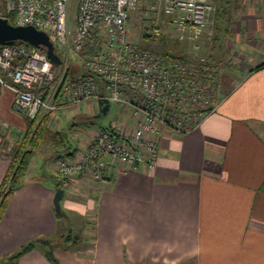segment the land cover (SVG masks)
<instances>
[{"label": "crops", "instance_id": "0c3cea01", "mask_svg": "<svg viewBox=\"0 0 264 264\" xmlns=\"http://www.w3.org/2000/svg\"><path fill=\"white\" fill-rule=\"evenodd\" d=\"M213 3L199 48L213 69L217 109L191 131L163 127L153 169L143 162L114 164L100 182L74 188L64 180L58 214V150L78 154L101 128H134L130 110L121 107L122 117L95 129L98 101L69 108L61 117L71 120L78 144L52 143L48 156L35 155L0 218V264H53L41 244L10 259L40 237L50 241L60 264H264V66L256 69L264 63V0ZM13 97L10 89L0 90V120H11L5 140L15 134L20 143L26 129L13 127ZM57 114L51 122L59 125L50 127L60 131ZM11 157L0 150V183ZM72 216L81 223L80 238L61 232Z\"/></svg>", "mask_w": 264, "mask_h": 264}, {"label": "built area", "instance_id": "2783aa9c", "mask_svg": "<svg viewBox=\"0 0 264 264\" xmlns=\"http://www.w3.org/2000/svg\"><path fill=\"white\" fill-rule=\"evenodd\" d=\"M71 1L0 0L1 18L9 21L14 14L15 25L46 32L61 59L55 64L43 49L26 42L2 45L0 89H10L13 109L36 122L47 113L54 116L100 98L130 110L131 132L116 126L101 128L80 153L57 157L56 172L76 188L104 180L114 164L143 162L155 168L162 128L191 131L217 109L219 98L210 90V98L193 116L179 117L185 100L201 97L200 81L214 79L206 57L195 56L193 63L187 56L192 48H199L213 0H150L156 11L150 35L159 36L168 26L164 35L180 44L186 59L173 50V56L150 50L131 36L128 27L142 0H76L74 8ZM73 60L79 64L74 72L69 70ZM0 129H6L1 120Z\"/></svg>", "mask_w": 264, "mask_h": 264}, {"label": "rangeland", "instance_id": "374dc122", "mask_svg": "<svg viewBox=\"0 0 264 264\" xmlns=\"http://www.w3.org/2000/svg\"><path fill=\"white\" fill-rule=\"evenodd\" d=\"M219 2H221V0H219ZM75 5H76V0H72L71 1V7L74 8ZM152 5H154L152 1L142 0V2L140 4V11L138 14H135L132 17L128 28H129L131 36L134 37L135 39H137L139 41L140 45H142V46H144L150 50H153L155 52L164 53L161 51L162 50L161 49V47H162V40L161 39L166 38V40L168 42L167 44L169 45L168 48H173L175 42L172 43L173 42L172 40L168 41L167 37L164 35V34H166V31H168V29H167L168 26H163V33L160 34L159 36L150 35V29H151V27L154 26L152 16H153V14L156 13V11H154V9L151 7ZM227 16H228V14H227ZM161 19H162V17H161ZM10 21L13 23H16V17L14 14L10 16ZM163 21L165 23V21H167V20L164 19ZM210 25L208 28L211 27ZM208 28H207V31H208ZM145 35H147L149 37H147V39H145L144 38ZM161 37H163V38H161ZM206 38H209L208 33H206L205 41L207 40ZM148 39H151V40H148ZM146 41H151V43L148 44V43H146ZM196 54H197L196 56H198V57H206L205 53L202 51V48L197 49ZM189 59L193 63L197 62V60L195 59L194 53L191 54V56H189ZM69 63H70L69 64L70 69L73 72L76 70V68H77V70L79 69V67H78L79 64L76 61H74V60L69 61ZM214 83H215V80H213V81L201 80L199 83L200 88L202 90V94L200 93L201 97L198 98L196 101H194L191 97H189V99L191 101L185 100L184 104L181 106V109L179 110V112H180L179 117L182 118V115H184L186 117L187 114H190V116H193L192 114L197 110L196 108H198L204 102V100L210 98L208 95V92L211 90V92L213 94V87H214L213 84ZM13 100H14V97H13ZM116 105L117 104H115V103H111L110 104V110L105 115H101V116L99 115L98 116V112L94 113L93 114L94 122H93L92 127H94V129L98 128L100 126L105 127V126H108L114 119L116 120L120 116L122 117V115L118 114L119 105H117V106ZM8 110L13 115L15 121L17 122V126L15 124V125H13V127L16 129V128H19L18 125H20V126L23 125L24 129H26L27 124H28L26 118L23 117L18 112H16L14 109L10 108ZM67 111L69 112V109L65 108V109L60 110L57 114V115H59L58 121H61L60 122V125H61L60 128H62V130H60L61 138L63 140L64 145L65 144L71 145L72 148H75L78 144L77 138H79V136L77 137V136H74L72 133H70V129H68V128L71 126V120H66L65 117H61ZM71 113L75 114L74 111ZM122 114L124 115V118H125V116H126L125 113H122ZM52 117L54 118V116H52ZM74 118H75V116H74ZM1 121L4 122V124L6 125V129H0V150L1 151L2 150L3 151L9 150V152H12V154H13V151H15L20 144L19 142H17L18 137L15 134L14 135L11 134V136H9L8 140H5L6 136H8V132L10 131L11 120L3 119ZM54 122L55 121H53V124H52V122L50 123L52 125V128H56V126L59 125V122H57V125ZM52 130H54V129H52ZM55 130H57V129H55ZM52 140L53 139H50L51 143L48 141L45 145L41 146V148L39 149V151L37 153V158L41 155V153H42V155L46 154V156H48L49 150L54 149L52 146V143H55V142ZM74 216H76V215H74ZM74 216H72L68 221H66L65 223H63L61 225V232L64 233V235H70L73 239H75V237L80 238V234H81L80 231L82 229V226H80L81 223L75 221ZM78 244H79V246L81 245L80 242Z\"/></svg>", "mask_w": 264, "mask_h": 264}, {"label": "trees", "instance_id": "16d2710c", "mask_svg": "<svg viewBox=\"0 0 264 264\" xmlns=\"http://www.w3.org/2000/svg\"><path fill=\"white\" fill-rule=\"evenodd\" d=\"M9 22L15 25V23L10 21V18H9ZM147 37L149 36L145 35L144 38L147 39ZM161 40L165 44L163 50L164 54L166 55L171 54V56H173L174 54L168 51L169 45L167 44L168 42L166 38ZM178 45H179L178 43L174 44L173 46V49H175L174 53L177 54L180 58L186 59V55L183 52H181L182 50L181 49L178 50L179 47ZM36 48L41 50V48L39 47ZM55 51L56 53H59L58 47L56 45H55ZM206 63L210 66V61L208 59H206ZM263 66L264 63L257 66L256 69L261 68ZM202 80L206 81L205 79ZM52 116L53 115L51 113H47L41 118L39 122H36L35 120H29L26 118L28 124L24 132L23 139L20 142L17 149L13 151L9 169L5 177L3 178L2 182L0 183V218L5 210L9 196L23 183L25 176L29 172L32 161L35 155H37L39 149L41 148L42 143L45 140L53 139L52 141L55 142L56 146H60L63 144L60 131H54L50 127V123L53 119ZM65 152H66V148L58 150L55 157L62 156ZM67 154L70 155L72 153L68 152ZM58 179H59L58 187L63 188L65 178L63 179L62 176H58ZM37 244L45 245L44 252L53 264H60L59 260L53 254L50 241L44 237L36 238L29 241L24 246H22L17 252L13 253L10 259L12 261L17 260L20 257V255L33 249Z\"/></svg>", "mask_w": 264, "mask_h": 264}, {"label": "water", "instance_id": "95a60500", "mask_svg": "<svg viewBox=\"0 0 264 264\" xmlns=\"http://www.w3.org/2000/svg\"><path fill=\"white\" fill-rule=\"evenodd\" d=\"M16 42H26L34 47H39L46 52L53 63H61V59L55 51V45L46 32L38 30L32 25H14L6 18L0 17V46L11 45ZM98 104V116L105 115L110 107V101L106 98H100ZM63 192V188H57L53 198L54 208L58 214H61Z\"/></svg>", "mask_w": 264, "mask_h": 264}]
</instances>
